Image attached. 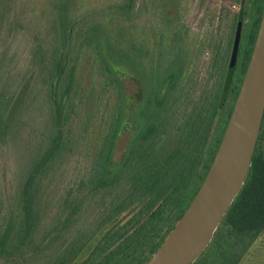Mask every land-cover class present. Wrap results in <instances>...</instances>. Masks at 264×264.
Returning a JSON list of instances; mask_svg holds the SVG:
<instances>
[{
    "label": "trees",
    "instance_id": "trees-1",
    "mask_svg": "<svg viewBox=\"0 0 264 264\" xmlns=\"http://www.w3.org/2000/svg\"><path fill=\"white\" fill-rule=\"evenodd\" d=\"M31 1L0 0V13L8 17L26 13L28 2L33 5L27 23L33 29L31 79L6 91L0 88V141L10 142L27 126L23 137L30 146L9 211L3 214L0 205V262L145 264L211 166L254 48L264 0H255L239 65L227 67L224 58L218 59L219 75L199 96L188 71V30L177 13L144 35L133 21L149 6L147 0H99L84 9L81 0ZM121 65L141 78L144 98L133 112L138 130L122 162L113 166L127 101L117 70ZM86 125H101L88 137L90 145L80 144ZM75 152H86L87 167L49 212L41 191ZM129 213L77 263L95 235ZM263 230L264 118L245 182L192 264H238Z\"/></svg>",
    "mask_w": 264,
    "mask_h": 264
},
{
    "label": "rangeland",
    "instance_id": "rangeland-1",
    "mask_svg": "<svg viewBox=\"0 0 264 264\" xmlns=\"http://www.w3.org/2000/svg\"><path fill=\"white\" fill-rule=\"evenodd\" d=\"M98 1L81 0L82 6L79 8L84 9L86 4ZM30 2L32 1L30 0ZM147 2L149 6L133 21L135 30L146 35L152 25L160 24L164 20L169 22L167 17L171 18L176 13L180 15L188 30L187 40L190 43L191 53L188 71L191 82L196 86L195 95H205L214 78L219 75L215 71V62L222 57L225 59L224 63L227 67L230 63L233 46L228 48V41L230 39L233 41L239 32L240 44L244 42L255 17L253 8L255 0H147ZM31 7L33 5L28 2L26 13L19 17H8L4 13H0V88L3 91L12 86L26 85L31 79L32 71H30L28 62L33 29L30 31L27 25L32 16ZM41 12L42 14L38 15L42 17L45 10ZM166 50H171L170 46L169 48L167 46ZM240 60L241 54L238 51L234 68L239 65ZM117 70L127 90V101L113 152V166L122 162L129 141L138 130L139 124L133 117V112L142 105L144 98L142 81L136 72L122 65L117 66ZM163 92L164 90L160 92V97ZM105 107L106 103H102L101 110H105ZM88 112L87 106L84 105L82 115L85 117ZM95 126L86 125L83 131L86 139L93 134L92 130L101 128V125ZM27 130V126L22 128V132L16 134L8 143L0 141V205L3 202V214H6L10 209L9 199L16 191L25 162L24 157L30 147L23 137V134L28 132ZM85 138L80 144L90 145L92 140ZM88 161L86 152L84 155L80 152L72 153L63 160L58 171L50 175L47 184L41 191L46 195L45 201L49 212L57 209L58 200L71 191L75 185V179L82 174ZM86 215H82V217L88 218ZM130 215L131 213L125 218H116L95 235L77 263L88 255L107 229L113 224H123ZM238 264H264V230L248 248Z\"/></svg>",
    "mask_w": 264,
    "mask_h": 264
},
{
    "label": "water",
    "instance_id": "water-1",
    "mask_svg": "<svg viewBox=\"0 0 264 264\" xmlns=\"http://www.w3.org/2000/svg\"><path fill=\"white\" fill-rule=\"evenodd\" d=\"M240 47L237 32L229 66ZM264 118V9L232 113L211 166L172 231L145 264H192L212 241L249 171Z\"/></svg>",
    "mask_w": 264,
    "mask_h": 264
}]
</instances>
